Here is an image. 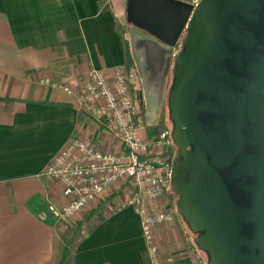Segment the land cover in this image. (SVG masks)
<instances>
[{
	"label": "crops",
	"instance_id": "1",
	"mask_svg": "<svg viewBox=\"0 0 264 264\" xmlns=\"http://www.w3.org/2000/svg\"><path fill=\"white\" fill-rule=\"evenodd\" d=\"M127 2L0 0V264H151L132 208L100 220L95 207L86 224L77 217L82 230L67 234L78 237L74 250L64 253L58 222L46 205L67 198L40 176L73 136L93 139L100 149L118 145L78 99L43 80L79 87L92 68L111 77L125 65ZM149 105L157 116L150 125L145 115L153 135L164 124L158 120L160 102ZM158 202L163 211L176 209L173 196ZM155 238L164 264H206L180 215L155 227Z\"/></svg>",
	"mask_w": 264,
	"mask_h": 264
},
{
	"label": "water",
	"instance_id": "2",
	"mask_svg": "<svg viewBox=\"0 0 264 264\" xmlns=\"http://www.w3.org/2000/svg\"><path fill=\"white\" fill-rule=\"evenodd\" d=\"M198 2L126 4L146 123L171 76L177 214L208 264H264V0Z\"/></svg>",
	"mask_w": 264,
	"mask_h": 264
},
{
	"label": "built area",
	"instance_id": "3",
	"mask_svg": "<svg viewBox=\"0 0 264 264\" xmlns=\"http://www.w3.org/2000/svg\"><path fill=\"white\" fill-rule=\"evenodd\" d=\"M198 1L187 0L194 6ZM135 69L122 65L108 77L106 72L92 68L79 87L43 80L78 99L81 109L110 132L118 145L100 149L93 139L73 136L40 176L55 183L67 198L63 204L46 205L54 219L70 224L106 195L119 201L110 213L132 208L140 216L151 264H164L155 242V227L172 223L178 215L175 208L163 211L158 207L161 198L173 195L172 137L165 125L156 134L148 133Z\"/></svg>",
	"mask_w": 264,
	"mask_h": 264
},
{
	"label": "rangeland",
	"instance_id": "4",
	"mask_svg": "<svg viewBox=\"0 0 264 264\" xmlns=\"http://www.w3.org/2000/svg\"><path fill=\"white\" fill-rule=\"evenodd\" d=\"M173 201H174V204H175V202L177 201V197H176V195L174 194V192H173ZM176 200V201H175ZM117 203L119 202V201H116ZM116 202H115V200H113V196H111V195H106L105 197H104V199H102V200H100L99 199V202L97 203V204H95V206L93 207H91L90 208V210L88 209L87 210V212L85 213V215L83 214L82 216H84V217H82V220L81 221H79V222H82V223H85V222H87V221H89V220H87L88 218L87 217H89V213L91 214V210H93L97 205L99 206V205H102V210H103V214L104 215H106V214H108V213H110V208H114L117 204H116ZM108 205H110V207H108ZM53 217V216H52ZM87 218V219H86ZM52 219H54V217L52 218ZM86 219V221L84 222V220ZM56 222H58V235H59V237L61 238V240H62V247H63V250H64V253H67V252H71V250L73 251L74 250V245H73V243H75V240H74V235L76 236V237H78V234H74L73 235V240H71V239H69L68 237H67V234H71L72 235V232H73V230H76V227H77V225H78V222H77V220H75V221H73V222H71L70 224L69 223H66V222H63V221H60L59 219L57 220V219H54ZM77 224H76V223ZM86 224V223H85ZM71 226L73 227V228H71ZM72 231V232H71ZM75 237V238H76ZM198 252L199 253H202L204 256H205V258H206V253H204L203 251H201V250H199L198 249Z\"/></svg>",
	"mask_w": 264,
	"mask_h": 264
},
{
	"label": "flooded vegetation",
	"instance_id": "5",
	"mask_svg": "<svg viewBox=\"0 0 264 264\" xmlns=\"http://www.w3.org/2000/svg\"><path fill=\"white\" fill-rule=\"evenodd\" d=\"M140 80V79H139ZM172 78L171 76L169 77L168 81L166 82V85H165V88H164V91H163V95L162 98H161V101H160V109L159 112H158V120H159V123L162 122L168 129H170V132L172 134L173 132V128H174V125H173V122H171V119L169 117V101H168V95H169V90L172 86ZM141 83V81H140ZM139 83V84H140ZM157 87H152V91H148L149 92V95H146L147 97V100L150 103H156L157 100H158V97L155 96V93H156V89ZM138 97L141 98V101H142V104H143V107L145 106V95L143 93V87L142 85L140 84V89H139V93H138ZM145 112V110H144ZM170 134V135H171ZM172 137V135H171ZM171 159H172V163L173 161L179 159L180 157L178 156V152H179V148H178V145L173 141L172 139V145H171ZM188 149L191 150L192 148L190 146H188Z\"/></svg>",
	"mask_w": 264,
	"mask_h": 264
},
{
	"label": "trees",
	"instance_id": "6",
	"mask_svg": "<svg viewBox=\"0 0 264 264\" xmlns=\"http://www.w3.org/2000/svg\"><path fill=\"white\" fill-rule=\"evenodd\" d=\"M130 43L129 42H126V66L129 67V68H134L135 69V65H134V60L132 58V49H131V45H129ZM177 197V196H176ZM93 215L94 216H97V218H99L100 220H103L105 218V215L103 214V210H102V205H97L96 208L93 210ZM186 224V223H185ZM187 227V225H186ZM81 228V229H80ZM188 228V227H187ZM189 229V228H188ZM76 230L78 232H80V230H82V227H76ZM190 233H191V236H192V241L195 245V237L198 235L197 233H193L190 229H189ZM196 246V245H195ZM206 264H208V255L206 253Z\"/></svg>",
	"mask_w": 264,
	"mask_h": 264
}]
</instances>
